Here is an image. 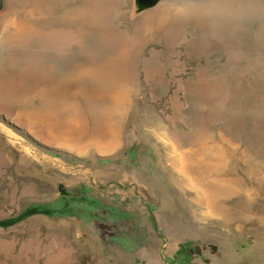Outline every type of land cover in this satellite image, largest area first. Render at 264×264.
Instances as JSON below:
<instances>
[{"label":"rangeland","instance_id":"374dc122","mask_svg":"<svg viewBox=\"0 0 264 264\" xmlns=\"http://www.w3.org/2000/svg\"><path fill=\"white\" fill-rule=\"evenodd\" d=\"M0 264H264V0H0Z\"/></svg>","mask_w":264,"mask_h":264},{"label":"bare ground","instance_id":"6f19581e","mask_svg":"<svg viewBox=\"0 0 264 264\" xmlns=\"http://www.w3.org/2000/svg\"><path fill=\"white\" fill-rule=\"evenodd\" d=\"M104 67L105 68L103 69V71L96 73L95 77L93 78V82L99 83L97 86L100 88L103 87L104 85L106 88L109 86H116L117 77H118L117 70L119 71L118 63L113 62L110 64H106ZM101 90L103 91V89Z\"/></svg>","mask_w":264,"mask_h":264},{"label":"water","instance_id":"95a60500","mask_svg":"<svg viewBox=\"0 0 264 264\" xmlns=\"http://www.w3.org/2000/svg\"><path fill=\"white\" fill-rule=\"evenodd\" d=\"M138 1L144 6H150L155 2V0H138Z\"/></svg>","mask_w":264,"mask_h":264},{"label":"trees","instance_id":"16d2710c","mask_svg":"<svg viewBox=\"0 0 264 264\" xmlns=\"http://www.w3.org/2000/svg\"><path fill=\"white\" fill-rule=\"evenodd\" d=\"M7 222V221H6Z\"/></svg>","mask_w":264,"mask_h":264}]
</instances>
